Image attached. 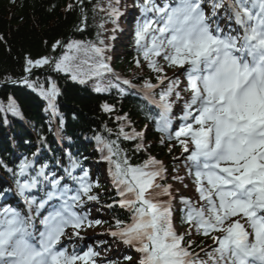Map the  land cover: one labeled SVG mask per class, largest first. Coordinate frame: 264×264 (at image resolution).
Instances as JSON below:
<instances>
[{
	"label": "snow or ice",
	"instance_id": "snow-or-ice-1",
	"mask_svg": "<svg viewBox=\"0 0 264 264\" xmlns=\"http://www.w3.org/2000/svg\"><path fill=\"white\" fill-rule=\"evenodd\" d=\"M202 4L203 0H177L175 6L161 7L155 0H142L139 5L142 22H137L135 28L136 52L143 56L156 84L145 80L137 88L130 80L119 77L108 63L111 57L105 56L107 47L103 40H71L66 46L56 41L53 49H67L59 58H25L24 72L29 75L35 68L48 66L57 73L70 74L74 82L81 84L96 78L93 90L98 93L116 88L123 96L122 85L142 92L160 110L158 118H148L154 120L156 129L165 133L168 140L174 139L182 148V155L174 159H185L189 174L194 173L195 191L203 202L197 205L186 197L180 198L183 207L179 220L190 228L186 234H178L173 226L174 197L171 186L161 183L168 171L163 163L149 156L143 164L134 166L124 154L126 150L119 147L122 138L138 141L136 152L146 151L144 134L126 132L123 122L127 117L118 116L116 140L94 137L101 158L108 164L116 194L113 203L105 206L131 213L127 224L113 217L114 230L108 234L135 249L139 254L137 264H264V0H232L226 30L218 23L213 27ZM210 6L215 10L222 5L220 0H211ZM107 12L115 23L118 9L109 4ZM80 53L91 61L87 74L77 62ZM135 63L140 67L139 59ZM164 67L180 69L186 83L182 84L175 74L163 76ZM29 75L14 82L36 91L37 82L31 81ZM106 75L114 76L116 82L109 80L107 86H102L99 81ZM48 85L45 88L41 84L38 90L47 102L45 111L55 118L59 116V89L54 80L49 79ZM182 92L189 94L187 99ZM173 97L175 102H182L181 123L175 130L171 119ZM101 108L107 113L113 111L107 103ZM8 110L20 115L12 100ZM60 122L62 126V117ZM105 131L112 134V129ZM68 160L60 177L50 176L46 164L33 169V162L27 158L16 169H8L17 195L27 206V214L9 207L0 210V264H96L97 253L91 247L81 253L78 245L69 251L62 244L65 237L82 241L83 229L103 223L83 211L88 203H100L99 194L94 192L99 183L93 184L83 169V175H74L80 162L70 154ZM65 180L77 187L64 183ZM33 190H39L42 196L31 195ZM163 196L169 199L161 200ZM50 201L59 203L42 216V230L37 235L33 221ZM240 218H244V223ZM191 229L211 237L213 247L196 253ZM202 255L206 258L201 259ZM126 259L131 262L132 257Z\"/></svg>",
	"mask_w": 264,
	"mask_h": 264
},
{
	"label": "trees",
	"instance_id": "trees-1",
	"mask_svg": "<svg viewBox=\"0 0 264 264\" xmlns=\"http://www.w3.org/2000/svg\"><path fill=\"white\" fill-rule=\"evenodd\" d=\"M109 4L119 12L120 3L117 0H0V105L4 108L0 111V168L4 178L9 179L13 175L8 169L16 168L15 163L13 166L6 165L2 161L3 157L16 156L21 160L33 152H38L42 153L44 159L52 160L54 155L50 146L54 148L53 143L58 137L68 144V147L65 148V160H57L55 166L58 167L57 164L60 163L64 167L68 166L69 154L74 159L79 158L81 154L88 155L96 161H104L97 150L94 137L101 135L116 140L115 133L120 127L118 116L127 117L123 122L126 132L135 130L144 134L143 143L146 151L143 152L135 151L138 141L122 138L119 141V147L126 150L124 154L130 163L134 166L140 165L151 156L164 163L168 169V177L175 176L179 163L175 162L172 156L177 154L181 147L174 139L170 141L160 134L155 128L154 120L148 118L149 116L158 118L159 112L150 111L139 101L129 97V90L125 89L123 96L116 88L98 93L93 90L97 83L96 78L86 79V82L81 84L74 82L70 74L57 73L48 66L33 69L36 71L29 77L31 81L37 82L36 91L26 88L23 84L1 86L20 81L28 75L24 72L26 57L33 60L42 57L59 58L67 49L60 46L53 49L52 45L56 41H61L66 46L71 40L97 43L98 40H103L104 46L107 47L105 56L111 57L109 48L116 19L113 23L109 18L107 12ZM134 7L139 15L134 22L136 26L142 13L139 5L135 4ZM80 28L83 30L78 31ZM117 47H121L122 50L108 61L114 72L121 71L135 83L143 84L145 80L157 82L143 56H137L134 35L126 47L119 45ZM137 59L140 61V67L136 66ZM77 62L80 63L83 73L87 74L90 71L91 61L83 53L79 54ZM49 79L54 80L59 89L56 101L59 116L55 118L50 112L45 111L47 102L40 96L38 90L41 84L47 88ZM109 80L116 82L115 77L109 75L99 82L102 86H107ZM10 100L15 102L19 116L8 110ZM104 103L109 104L113 111L110 113L103 111L101 105ZM60 117L63 118L62 126ZM105 128L112 129V134L105 131ZM58 154L61 155L60 152ZM105 164L107 169L108 164L106 162ZM92 182L94 183V180ZM161 183L165 184L164 181ZM103 185L102 183L101 186ZM101 186L94 190L100 196V203L111 200L115 192L110 191L109 186L103 188ZM123 211L127 210L118 209L115 217L122 219L121 216L125 215ZM174 221L179 223L178 219ZM191 240L197 245L194 249L196 253H201L202 249H211L214 245V242L211 243L210 239L203 235L191 236ZM205 258L201 256V259Z\"/></svg>",
	"mask_w": 264,
	"mask_h": 264
},
{
	"label": "rangeland",
	"instance_id": "rangeland-1",
	"mask_svg": "<svg viewBox=\"0 0 264 264\" xmlns=\"http://www.w3.org/2000/svg\"><path fill=\"white\" fill-rule=\"evenodd\" d=\"M122 29H124V26H122ZM123 31V30H122ZM120 34L117 35V37H119ZM164 74H168L169 72L167 70H164L163 71ZM175 74V73H174ZM169 75V74H168ZM182 75H180L179 77H181ZM186 83V79H183L182 80V84ZM176 107V106H175ZM182 181V182H181ZM185 185H187V180L184 178V176L182 175V172L180 173V181L179 182H173L172 183V186L173 188H175L176 190H181V191H185V192H189L188 190V187ZM93 214V213H92ZM92 218V217H90ZM175 231L179 234V233H182V232H185V231H188V229H182V228H178V227H174ZM82 237H84V239L82 241H87V238L90 239L89 242L92 243L94 241V237L92 232L88 229V228H85L82 230V234H81ZM75 241H81V240H75ZM87 250V247L85 249V251ZM110 250L107 251V248L106 247H103V248H100V249H96L94 252L97 253V255L95 256V261L96 263L98 264H106L105 263V259L107 257H109L110 255H112L113 251L109 252Z\"/></svg>",
	"mask_w": 264,
	"mask_h": 264
},
{
	"label": "clouds",
	"instance_id": "clouds-1",
	"mask_svg": "<svg viewBox=\"0 0 264 264\" xmlns=\"http://www.w3.org/2000/svg\"><path fill=\"white\" fill-rule=\"evenodd\" d=\"M11 243L14 245V244H15V241H12ZM8 250H10V249H6V252H7Z\"/></svg>",
	"mask_w": 264,
	"mask_h": 264
}]
</instances>
